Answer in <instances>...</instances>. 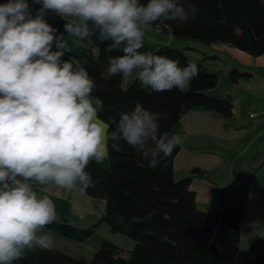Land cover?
<instances>
[{
  "label": "clouds",
  "instance_id": "clouds-1",
  "mask_svg": "<svg viewBox=\"0 0 264 264\" xmlns=\"http://www.w3.org/2000/svg\"><path fill=\"white\" fill-rule=\"evenodd\" d=\"M6 0L0 4V264H14L26 250L51 251L55 238L44 232L57 219L49 195L40 186L71 192L93 179L86 168L109 156V140H121L141 154L148 167H161L181 137L161 132L167 117L137 103L111 125L99 117L101 98L84 68L74 70L64 33L111 41L108 72L129 78L153 92L190 91L199 75L196 63L181 67L166 56L142 52L145 29L161 30L166 21L185 23L198 11L179 0ZM49 12L65 20L64 33L47 22ZM159 22V23H157ZM259 222L252 227L256 230ZM260 236H264V232Z\"/></svg>",
  "mask_w": 264,
  "mask_h": 264
},
{
  "label": "trees",
  "instance_id": "trees-1",
  "mask_svg": "<svg viewBox=\"0 0 264 264\" xmlns=\"http://www.w3.org/2000/svg\"><path fill=\"white\" fill-rule=\"evenodd\" d=\"M6 2V0H0ZM148 0H141L147 3ZM185 7L193 4L198 11L195 19L185 23L166 21L162 34L178 40H196L205 45L223 44L250 56L264 55V0H179ZM159 23V22H157ZM155 30V27H152ZM156 31V30H155ZM111 41L100 42L96 36L69 45L70 52L62 59L70 60L74 70L84 68L93 78V96L104 103L99 117L111 125L120 114L130 112L137 103L151 112L163 113L161 132L177 134L180 117L187 111L202 110L226 118L233 113L231 95L211 94L218 84V75L210 72L182 50L160 47L154 55L179 61L181 67L197 64L199 75L191 82L190 91L177 89L153 92L138 81L137 73L123 86L122 74L108 72L110 56L106 53ZM142 52H147L144 42ZM251 74L230 69L231 84L247 80ZM108 167L91 162L86 168L93 185L83 189L93 199L103 200L104 213L96 224L79 228L64 221H54L46 229L76 242H84L98 224H106L110 232L122 234L135 242L124 256V250L101 239L90 261L84 262L57 250L35 248L14 264H264V236L258 237L245 251L240 249L239 225L248 204V181L242 170L234 171L231 181L219 189L217 207L208 211L197 208L195 194L190 190V175L175 180L172 164L179 145L161 167L152 169L141 154L124 141L109 140ZM79 186V185H78ZM80 187V186H79ZM81 188V187H80Z\"/></svg>",
  "mask_w": 264,
  "mask_h": 264
},
{
  "label": "crops",
  "instance_id": "crops-1",
  "mask_svg": "<svg viewBox=\"0 0 264 264\" xmlns=\"http://www.w3.org/2000/svg\"><path fill=\"white\" fill-rule=\"evenodd\" d=\"M29 4L33 13L40 7L32 0ZM45 19L58 30L57 34L64 33V19L50 21L48 15ZM64 35L69 45L76 43L77 37ZM207 46L211 53L203 56L213 60V65L222 63L228 69L227 73L235 68L251 74V77L231 84L226 73L227 84L221 85L218 78L217 86L209 91L211 94L232 96L233 113L230 117L202 110L187 111L180 117L176 135L181 137L182 142L173 160V177L180 180L189 176L193 169L199 170L200 173L191 176L190 190L195 194L197 208L208 211L217 207L219 189L231 181L235 170H242L248 181V204L239 233L241 240H249L264 230V143L260 145V139L264 138V101L260 102V66L264 67V55L253 57L223 44ZM243 91L247 92L246 107H254V111H258L253 117H250L252 113L248 115L249 123L243 122L236 112L240 111L235 105ZM107 163L106 158L99 164L104 167ZM35 190L38 195L47 194L54 201L56 221L65 220L79 228H88L96 224L104 213V201L91 198L79 186L71 192L55 186L47 192L40 186ZM254 222H259L256 230L252 227ZM99 226L103 225L96 227ZM43 231L54 235V250L84 262L90 261L95 253L94 246L72 241L46 228Z\"/></svg>",
  "mask_w": 264,
  "mask_h": 264
},
{
  "label": "rangeland",
  "instance_id": "rangeland-1",
  "mask_svg": "<svg viewBox=\"0 0 264 264\" xmlns=\"http://www.w3.org/2000/svg\"><path fill=\"white\" fill-rule=\"evenodd\" d=\"M145 33L146 35H145L144 42L147 45V49H148L147 52L151 53L154 50L160 47H163V46L182 50L185 53V55L188 56L189 58L197 62H202L205 65V67L208 69V71L215 72L218 75L221 85L227 84L226 73L228 69H225L224 67L225 65L222 63H217L213 65L214 63L213 64L211 63V62H214L213 60L206 59L203 56V54L209 55L211 53V49L209 48V46L202 44L196 40H187V41L178 40V39L172 38L169 35H165L158 31H155L152 28L145 29ZM134 74L135 73H133L131 77H133ZM131 77L123 79L124 87L128 85L129 79ZM246 99H247V92L243 91V93H241L238 100L236 101L235 106L238 107V109H240V111H236L237 116H239L240 119L243 120V122L249 123L248 115L250 113L255 115V113H257L258 111H254L255 110L254 107H246ZM261 101H264V67L260 66V102ZM248 108H250V110H248ZM262 143H264V138L260 139V145ZM107 167H108V163L104 166V168H107ZM101 225L103 226L94 228L93 234L91 235V237H89L87 240L81 243H85L86 245H91L97 248V245L101 239L108 240V241L111 240L113 244H116L117 246L122 248L124 250L123 255L127 256L128 251L133 249L135 242L122 234L110 232L106 224H101ZM261 232H264V230H262ZM258 235L254 237L253 239H249V240L245 238L242 240L240 239V249L242 251L247 250L250 244L258 237ZM34 249L35 248L28 249V250L32 251Z\"/></svg>",
  "mask_w": 264,
  "mask_h": 264
},
{
  "label": "built area",
  "instance_id": "built-area-1",
  "mask_svg": "<svg viewBox=\"0 0 264 264\" xmlns=\"http://www.w3.org/2000/svg\"><path fill=\"white\" fill-rule=\"evenodd\" d=\"M50 21H58L61 17H59L58 15H56L54 12H49L48 14ZM254 115L251 114L250 117H253Z\"/></svg>",
  "mask_w": 264,
  "mask_h": 264
}]
</instances>
